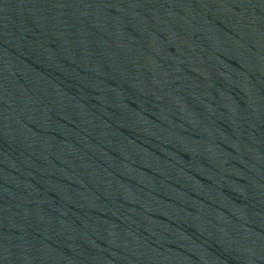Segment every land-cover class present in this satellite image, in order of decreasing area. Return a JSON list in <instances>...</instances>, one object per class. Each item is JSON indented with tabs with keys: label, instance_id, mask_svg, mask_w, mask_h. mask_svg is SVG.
Instances as JSON below:
<instances>
[{
	"label": "water",
	"instance_id": "95a60500",
	"mask_svg": "<svg viewBox=\"0 0 264 264\" xmlns=\"http://www.w3.org/2000/svg\"><path fill=\"white\" fill-rule=\"evenodd\" d=\"M0 264H264V0H0Z\"/></svg>",
	"mask_w": 264,
	"mask_h": 264
}]
</instances>
